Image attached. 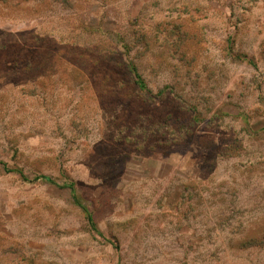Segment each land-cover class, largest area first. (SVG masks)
Returning a JSON list of instances; mask_svg holds the SVG:
<instances>
[{
    "label": "rangeland",
    "instance_id": "rangeland-1",
    "mask_svg": "<svg viewBox=\"0 0 264 264\" xmlns=\"http://www.w3.org/2000/svg\"><path fill=\"white\" fill-rule=\"evenodd\" d=\"M0 264H264V0H0Z\"/></svg>",
    "mask_w": 264,
    "mask_h": 264
},
{
    "label": "trees",
    "instance_id": "trees-1",
    "mask_svg": "<svg viewBox=\"0 0 264 264\" xmlns=\"http://www.w3.org/2000/svg\"><path fill=\"white\" fill-rule=\"evenodd\" d=\"M124 71L127 72L129 77L133 80L134 84H136L138 88L144 89L145 84L143 83V80L141 79V77L138 75L136 67L133 63H129L124 68ZM41 179L46 180V178H44V177H41ZM47 181H49V180L47 179ZM89 221H90V219H89Z\"/></svg>",
    "mask_w": 264,
    "mask_h": 264
}]
</instances>
